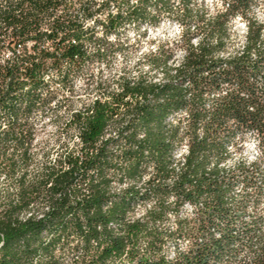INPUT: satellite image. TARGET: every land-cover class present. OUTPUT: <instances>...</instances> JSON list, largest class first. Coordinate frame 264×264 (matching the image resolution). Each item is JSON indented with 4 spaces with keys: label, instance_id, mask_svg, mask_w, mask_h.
<instances>
[{
    "label": "trees",
    "instance_id": "obj_1",
    "mask_svg": "<svg viewBox=\"0 0 264 264\" xmlns=\"http://www.w3.org/2000/svg\"><path fill=\"white\" fill-rule=\"evenodd\" d=\"M221 2L0 0V264H264V214L249 211L264 197V20L255 0ZM166 16L177 40L96 81L53 147L38 137L33 116L53 103L60 122L75 76ZM250 132L256 158L227 166Z\"/></svg>",
    "mask_w": 264,
    "mask_h": 264
},
{
    "label": "rangeland",
    "instance_id": "obj_2",
    "mask_svg": "<svg viewBox=\"0 0 264 264\" xmlns=\"http://www.w3.org/2000/svg\"><path fill=\"white\" fill-rule=\"evenodd\" d=\"M198 2L205 5L210 12H214L215 7L222 8L221 0H198ZM252 14L259 20H264V0H255ZM244 22L245 20L241 16L232 19L230 23L232 35L228 45L229 51L240 50L242 48L245 40ZM180 33V25L174 19L167 16L157 28L142 27L137 29L135 27H129L125 34H127L132 41H136V45L130 47L128 56L126 58L117 56L108 66L104 62L90 64L83 73L75 76L71 81L73 90L68 91L67 89H63L61 91L60 98L65 101L59 111L63 118L60 122L55 121L53 110H56L57 106L53 103L33 116L32 122L36 124L39 130L38 137L42 140H49L51 144L50 147H53V144L58 137L57 131L64 125L67 118V114L65 113L66 108L69 106L77 107L83 102L89 101L94 95L93 87L96 85V81L103 80L108 84H112L124 70L136 73L138 71L137 67L142 52L152 50L153 47L157 45L158 41L177 40ZM176 52H178V54L180 53V47L176 48ZM244 138L247 142H240L241 140H238L231 145L232 155L229 157V161L226 162V164L229 163L228 166H232L239 161L251 163L254 160L252 156L258 155L259 149L257 135L250 132L245 134ZM249 211L252 214H264V197L260 200L258 205L250 206ZM138 212L141 213L142 211L139 210ZM171 249H174V247H171Z\"/></svg>",
    "mask_w": 264,
    "mask_h": 264
},
{
    "label": "bare ground",
    "instance_id": "obj_3",
    "mask_svg": "<svg viewBox=\"0 0 264 264\" xmlns=\"http://www.w3.org/2000/svg\"><path fill=\"white\" fill-rule=\"evenodd\" d=\"M244 24H245V22H244ZM246 27V26H245ZM233 145V144H232ZM231 148H232V146L230 145L229 146V150L231 151ZM185 149V145H184V147L183 148H181L178 152H177V154H176V156H181V154H182V151ZM257 151V150H256ZM257 153V152H256ZM229 157H231V156H229ZM254 159L256 158V156H252ZM244 159V158H243ZM229 160H227V162H228ZM249 161V160H248ZM251 161V160H250ZM255 162V161H254ZM239 163V162H238ZM252 163V162H251ZM226 164V163H225ZM229 164V163H228ZM228 164H227V166H228ZM248 164V163H247ZM248 165H250V164H248ZM235 166V165H234ZM174 256V255H173Z\"/></svg>",
    "mask_w": 264,
    "mask_h": 264
},
{
    "label": "built area",
    "instance_id": "obj_4",
    "mask_svg": "<svg viewBox=\"0 0 264 264\" xmlns=\"http://www.w3.org/2000/svg\"><path fill=\"white\" fill-rule=\"evenodd\" d=\"M240 142H247V140L245 138H241ZM254 143H256V142H254ZM187 147H188L187 144H185V149L182 151V154L187 150ZM242 262H243V264H254V263H248L247 258L242 260Z\"/></svg>",
    "mask_w": 264,
    "mask_h": 264
},
{
    "label": "clouds",
    "instance_id": "obj_5",
    "mask_svg": "<svg viewBox=\"0 0 264 264\" xmlns=\"http://www.w3.org/2000/svg\"><path fill=\"white\" fill-rule=\"evenodd\" d=\"M159 34V33H158ZM110 39H111V37H110ZM153 51H155V49H153Z\"/></svg>",
    "mask_w": 264,
    "mask_h": 264
}]
</instances>
